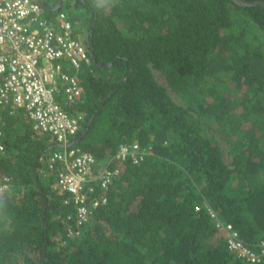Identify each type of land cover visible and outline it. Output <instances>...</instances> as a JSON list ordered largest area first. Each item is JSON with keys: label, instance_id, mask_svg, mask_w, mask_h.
<instances>
[{"label": "trees", "instance_id": "16d2710c", "mask_svg": "<svg viewBox=\"0 0 264 264\" xmlns=\"http://www.w3.org/2000/svg\"><path fill=\"white\" fill-rule=\"evenodd\" d=\"M37 1L89 55L74 147L95 178L117 174L90 184L106 202L79 226L50 167L56 139L4 110L0 264H264V0ZM132 144L143 160H117ZM228 225L260 262L229 248Z\"/></svg>", "mask_w": 264, "mask_h": 264}, {"label": "built area", "instance_id": "2783aa9c", "mask_svg": "<svg viewBox=\"0 0 264 264\" xmlns=\"http://www.w3.org/2000/svg\"><path fill=\"white\" fill-rule=\"evenodd\" d=\"M88 62L87 50L74 39L72 25L64 13L49 20L35 0H0V158L5 153L4 110H23L34 130L52 135L61 148L52 155L50 167L61 166L57 187L70 195L79 226L89 221L93 206L106 202L98 197L89 201V191H93L90 184L96 180L105 192L117 174L107 168L95 178L94 157L74 147L83 118L72 115L71 109L82 100L79 71ZM145 153L138 144L124 145L116 159L139 163ZM8 188L7 183L0 184V194ZM226 229L232 251L253 263L260 262L264 243L261 254L252 252L231 225ZM73 234L78 235L79 230H70L69 235Z\"/></svg>", "mask_w": 264, "mask_h": 264}, {"label": "rangeland", "instance_id": "374dc122", "mask_svg": "<svg viewBox=\"0 0 264 264\" xmlns=\"http://www.w3.org/2000/svg\"><path fill=\"white\" fill-rule=\"evenodd\" d=\"M96 1H97L100 5L103 4V0H96ZM154 73H155V75H156V78H157L158 82L161 83V84L166 85L165 79L160 75V73L157 72V71H155ZM172 96H173L174 99L176 100V97H175L174 95H172ZM220 146H221V148H222V150H223V156H224V159H225V161L227 162V158H228V157H227L228 148H227L226 144H225L223 141L220 142Z\"/></svg>", "mask_w": 264, "mask_h": 264}, {"label": "water", "instance_id": "95a60500", "mask_svg": "<svg viewBox=\"0 0 264 264\" xmlns=\"http://www.w3.org/2000/svg\"><path fill=\"white\" fill-rule=\"evenodd\" d=\"M35 1H37V0H35ZM238 4H244V1H242V0H235ZM38 2V1H37ZM250 5H254V4H250ZM61 6H62V1H60L58 4H57V6L55 7V9L54 10H56V11H58L60 8H61ZM35 179H36V182H37V184H38V186L40 187L41 186V182L39 181V177H38V174H37V172L35 171ZM44 207H45V209H46V199H44Z\"/></svg>", "mask_w": 264, "mask_h": 264}]
</instances>
